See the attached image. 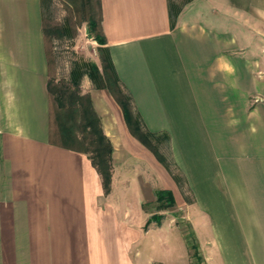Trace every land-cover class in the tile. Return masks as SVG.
<instances>
[{"label":"crops","instance_id":"0c3cea01","mask_svg":"<svg viewBox=\"0 0 264 264\" xmlns=\"http://www.w3.org/2000/svg\"><path fill=\"white\" fill-rule=\"evenodd\" d=\"M97 9L129 110L169 136L188 196L130 133L112 70L87 90L113 119L110 190L53 139L40 0H0V264H140L152 184L172 191L204 264H264V0H188L172 27L168 0Z\"/></svg>","mask_w":264,"mask_h":264},{"label":"rangeland","instance_id":"374dc122","mask_svg":"<svg viewBox=\"0 0 264 264\" xmlns=\"http://www.w3.org/2000/svg\"><path fill=\"white\" fill-rule=\"evenodd\" d=\"M171 1L181 6L187 0ZM47 6L48 8L44 11L42 29L45 32L43 37L48 65L52 137L55 141L74 149H91L93 146L89 143V139L92 135L88 133L89 128L83 126L82 112L89 110L86 97L87 95L90 97L87 90L92 82L83 75L79 87L75 88L71 86L69 74L75 62L92 61L101 69L99 45L88 35L89 19H98L97 0H49ZM108 75L105 74L106 82ZM108 85L110 86V82ZM56 94L61 103L53 99ZM93 111L99 117L103 132H106L105 135L108 134L113 121L110 111L103 112V119L99 111L94 108ZM131 115L133 119L135 113L132 110ZM136 133L139 134V132ZM108 139L110 140L109 137ZM150 147L156 150L157 156L166 159L169 165V170H166L177 184L181 194L185 193L186 198L188 193L178 170L171 161L168 143L150 140ZM90 156H94V153H90ZM132 171L136 173L130 167V172ZM172 175L178 176L179 182ZM151 187L153 194L155 189L159 188L157 184L156 186L152 184ZM142 209L146 219L141 229L147 235L141 244L140 264H204L190 223L182 216L180 207L176 204L172 207H163L155 197L154 202H143ZM154 214L160 218L157 221L148 222Z\"/></svg>","mask_w":264,"mask_h":264},{"label":"trees","instance_id":"16d2710c","mask_svg":"<svg viewBox=\"0 0 264 264\" xmlns=\"http://www.w3.org/2000/svg\"><path fill=\"white\" fill-rule=\"evenodd\" d=\"M49 0H40L41 4V14H42V24H43V17L44 11L48 8L47 3ZM188 1V0H187ZM186 2V1H185ZM184 2V3H185ZM184 3L179 6L176 5L171 0H168V9H169V17H170V26L172 27L174 21L179 14L182 6ZM99 20H95L93 18L89 19L88 21V35L93 38L99 45V55H100V62H101V70L97 66L96 63L92 61H83V62H75L70 70L69 79L71 86L78 88L80 84V80L82 76L86 75L88 79L92 82L94 87L101 88L106 87L104 82V76L107 73V70L113 71L112 81L114 82L116 89L112 90L114 97L120 104L122 108V114L124 120L127 124V127L130 133L135 136L141 143H143L146 148H148L156 157V159L167 169L169 170V165L166 159L160 158L156 154V150L150 147V140H154L155 142L159 143L164 141L166 143L169 142V136L164 133H153L146 128L143 127L140 117L137 113H135L134 118L132 119L131 110L130 109V97L123 93L119 87L118 80L114 75L113 65L110 59V55L108 49L103 47L105 44L104 37L99 29L98 25ZM43 26V25H42ZM43 35L44 31L42 29ZM45 36V35H44ZM48 92L49 91V84H48ZM50 96V95H49ZM57 100V102L61 103L58 100V95L56 94L53 98ZM89 110L82 112V120L84 121V128H89V134L92 137L89 139V143L93 146V148L89 149L86 148L82 150L85 152L91 160L93 167L96 169L98 174L102 180V187L105 193H107L110 189V181H111V171H112V164H111V153H112V144L108 137L102 130L101 123L99 120L98 115L93 111L92 102L90 97L87 95L86 97ZM58 103V104H59ZM136 132H139L137 134ZM90 153H94V156H90ZM171 173V172H170ZM174 179L180 180L178 176L172 175ZM156 200L162 203L163 207H172L175 204L174 195L171 190L169 189H162L158 188L154 191ZM160 216L153 215L149 221H157Z\"/></svg>","mask_w":264,"mask_h":264}]
</instances>
